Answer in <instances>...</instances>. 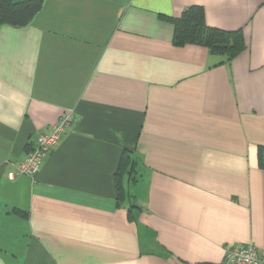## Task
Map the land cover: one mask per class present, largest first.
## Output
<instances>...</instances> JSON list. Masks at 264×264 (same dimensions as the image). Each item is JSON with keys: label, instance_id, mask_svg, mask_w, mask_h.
<instances>
[{"label": "crops", "instance_id": "0c3cea01", "mask_svg": "<svg viewBox=\"0 0 264 264\" xmlns=\"http://www.w3.org/2000/svg\"><path fill=\"white\" fill-rule=\"evenodd\" d=\"M191 5L241 31L229 61L172 43ZM243 245L264 253V0H43L0 25V264H223Z\"/></svg>", "mask_w": 264, "mask_h": 264}, {"label": "trees", "instance_id": "16d2710c", "mask_svg": "<svg viewBox=\"0 0 264 264\" xmlns=\"http://www.w3.org/2000/svg\"><path fill=\"white\" fill-rule=\"evenodd\" d=\"M42 5L43 0H0V25L25 26L31 22ZM171 21L173 22L172 43L176 46L200 44L206 46L213 54L225 56L224 62L229 61L244 46L240 30H225L207 25L201 6L191 5L180 17L172 18ZM129 158L131 157L126 151H123L116 173V194L119 199L127 196L119 176L125 170ZM133 162L126 171L128 177L132 175Z\"/></svg>", "mask_w": 264, "mask_h": 264}, {"label": "built area", "instance_id": "2783aa9c", "mask_svg": "<svg viewBox=\"0 0 264 264\" xmlns=\"http://www.w3.org/2000/svg\"><path fill=\"white\" fill-rule=\"evenodd\" d=\"M73 117V111L69 110L59 117L50 131L37 135L34 145L27 150L24 159L17 165L16 171L8 173V177L13 178L16 173L34 175L39 170L45 155L56 144L65 129L71 125ZM222 263L264 264V253H259L252 245L235 246L226 250Z\"/></svg>", "mask_w": 264, "mask_h": 264}]
</instances>
